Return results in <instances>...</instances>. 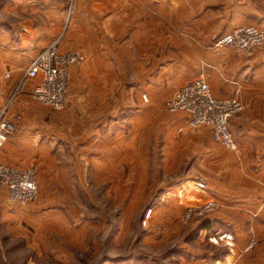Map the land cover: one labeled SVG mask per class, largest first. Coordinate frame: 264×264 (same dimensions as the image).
<instances>
[{"label": "crops", "instance_id": "crops-1", "mask_svg": "<svg viewBox=\"0 0 264 264\" xmlns=\"http://www.w3.org/2000/svg\"><path fill=\"white\" fill-rule=\"evenodd\" d=\"M66 5L0 0V108L31 59L62 31ZM247 23L264 26V0H77L61 45L86 58L71 68L65 108L37 102L28 82L10 108L16 129L0 162L36 165L39 189L52 204L66 202L55 189L69 188V161L84 188L90 185L87 173L95 186L131 166L140 172V68L152 62L153 81L143 90L149 107L203 75L216 96L244 102L230 119L238 149L222 146L206 125L169 136L170 157L185 162L188 175L152 208H158L154 223L165 222L153 243L168 253L134 264H264V44L251 59L234 48L212 47L217 37ZM173 114L175 125L184 124V112ZM209 200L217 202L213 210L183 221L188 206ZM0 201L14 218L24 207L10 200L5 187ZM218 231L232 233L234 244L211 242Z\"/></svg>", "mask_w": 264, "mask_h": 264}, {"label": "rangeland", "instance_id": "rangeland-1", "mask_svg": "<svg viewBox=\"0 0 264 264\" xmlns=\"http://www.w3.org/2000/svg\"><path fill=\"white\" fill-rule=\"evenodd\" d=\"M153 74L152 62H145L140 68V172L131 171V166L127 173L107 176L95 186L93 174L87 173L90 185L84 188L77 186L81 181L69 161V188L55 189L66 202L52 204L40 188L38 198L19 205L23 210L14 218L0 201V264H134L140 257L152 260L167 255V246L159 251L153 243L158 237L155 229L165 227V222L153 221L158 208L145 219L148 210L167 196L169 186L188 175L186 163H174L169 152V136L182 135L186 127L179 130L175 125L178 120L172 118L175 114L167 109L166 100L155 107L146 104L150 97L143 90ZM136 108L128 109L129 114H135ZM65 152L70 153L71 146Z\"/></svg>", "mask_w": 264, "mask_h": 264}, {"label": "built area", "instance_id": "built-area-1", "mask_svg": "<svg viewBox=\"0 0 264 264\" xmlns=\"http://www.w3.org/2000/svg\"><path fill=\"white\" fill-rule=\"evenodd\" d=\"M76 5L77 0H67L62 31L31 59L0 110V151L16 129L14 121L9 116L10 108L28 82L32 83L31 92L34 99L53 109L65 107L71 68L82 63L86 58L82 50H63L61 45L72 23ZM263 44L264 26L247 23L217 37L212 47L234 48L245 52L251 59ZM165 105L171 112L185 113L184 124L179 127V130H183L184 127L195 128L206 125L211 128L214 140L226 148L238 149V141L230 128V119L244 110V102L237 97L216 96L205 76H199L178 88L175 94L166 100ZM36 170V165L24 168L0 162V187L7 189L11 201L27 204L38 198L40 190ZM198 184L202 188L206 187L204 182ZM216 206L215 200H209L198 207L189 206L182 218L189 221L194 216L210 212ZM151 212L152 208L148 210L145 222L149 220ZM209 240L217 244L224 242L227 245H233L235 238L232 233L218 231L210 235Z\"/></svg>", "mask_w": 264, "mask_h": 264}]
</instances>
